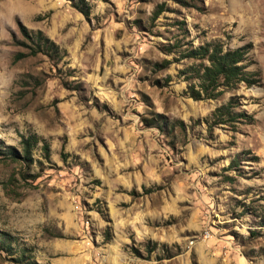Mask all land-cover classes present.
<instances>
[{
  "label": "rangeland",
  "instance_id": "rangeland-1",
  "mask_svg": "<svg viewBox=\"0 0 264 264\" xmlns=\"http://www.w3.org/2000/svg\"><path fill=\"white\" fill-rule=\"evenodd\" d=\"M179 1L0 0V148L30 142L0 154V264H264V0ZM214 41L260 81L193 99L179 50ZM229 97L253 119L206 127Z\"/></svg>",
  "mask_w": 264,
  "mask_h": 264
},
{
  "label": "trees",
  "instance_id": "trees-1",
  "mask_svg": "<svg viewBox=\"0 0 264 264\" xmlns=\"http://www.w3.org/2000/svg\"><path fill=\"white\" fill-rule=\"evenodd\" d=\"M181 4H186V1L180 0ZM85 15L87 10L80 9ZM162 10V4L157 3L152 10V17H155ZM27 38L28 35L25 34ZM31 43L28 44V53L35 54L37 52L53 55L58 50L57 44L49 37L44 35L37 29L34 35L30 38ZM250 42H245L234 47L223 48L221 42H205L196 46L187 45L184 49L179 50L181 57H190L196 59L194 62L187 63L181 69L184 73L186 85L184 92L193 99L215 98L223 92L225 88L235 87L239 82L245 86L255 84L260 81L258 71L247 68L249 62L248 50ZM175 43L169 45L173 48ZM64 51V49H63ZM24 55V53H19ZM163 62H167L163 59ZM237 102L233 97H229L226 101L216 105L213 110L203 118L206 127L210 128L212 125L218 123H226L232 126L234 120L250 121L253 115L244 109H235ZM146 124L151 125L157 122L153 117L143 118ZM179 126L183 129L181 119H176ZM197 119L193 120L196 121ZM155 122V123H154ZM20 153L14 150L11 146L0 148L2 157L12 160L19 158L26 159L28 157L30 142L24 139ZM264 218V215H263ZM264 223V219L262 221ZM152 245L147 249H152L156 242L152 241ZM0 244V247H6ZM26 249L20 247L18 251V258L20 260L27 259L28 253ZM193 264H197L193 262Z\"/></svg>",
  "mask_w": 264,
  "mask_h": 264
}]
</instances>
